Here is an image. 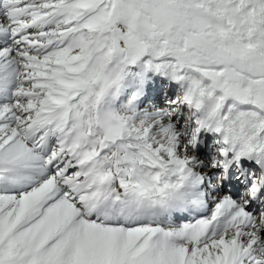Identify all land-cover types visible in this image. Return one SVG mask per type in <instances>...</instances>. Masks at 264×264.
<instances>
[{
  "label": "snow or ice",
  "instance_id": "1",
  "mask_svg": "<svg viewBox=\"0 0 264 264\" xmlns=\"http://www.w3.org/2000/svg\"><path fill=\"white\" fill-rule=\"evenodd\" d=\"M0 264H264V0H0Z\"/></svg>",
  "mask_w": 264,
  "mask_h": 264
}]
</instances>
